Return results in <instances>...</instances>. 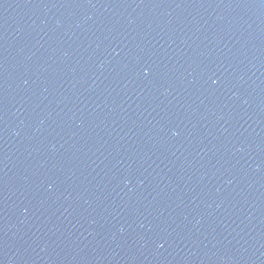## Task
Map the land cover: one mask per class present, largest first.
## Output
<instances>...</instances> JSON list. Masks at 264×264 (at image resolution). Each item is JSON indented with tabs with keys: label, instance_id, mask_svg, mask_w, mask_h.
Masks as SVG:
<instances>
[{
	"label": "water",
	"instance_id": "obj_1",
	"mask_svg": "<svg viewBox=\"0 0 264 264\" xmlns=\"http://www.w3.org/2000/svg\"><path fill=\"white\" fill-rule=\"evenodd\" d=\"M0 264H264V0H0Z\"/></svg>",
	"mask_w": 264,
	"mask_h": 264
}]
</instances>
